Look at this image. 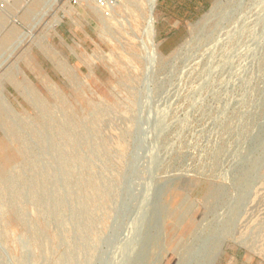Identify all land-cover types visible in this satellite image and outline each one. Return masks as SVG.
I'll return each mask as SVG.
<instances>
[{
  "label": "rangeland",
  "instance_id": "374dc122",
  "mask_svg": "<svg viewBox=\"0 0 264 264\" xmlns=\"http://www.w3.org/2000/svg\"><path fill=\"white\" fill-rule=\"evenodd\" d=\"M151 1L0 0V264H264V0Z\"/></svg>",
  "mask_w": 264,
  "mask_h": 264
},
{
  "label": "water",
  "instance_id": "95a60500",
  "mask_svg": "<svg viewBox=\"0 0 264 264\" xmlns=\"http://www.w3.org/2000/svg\"><path fill=\"white\" fill-rule=\"evenodd\" d=\"M218 254H219V251H217V253L215 254V256L213 257V259L211 260V262L209 264H213V261L215 260V258L217 257Z\"/></svg>",
  "mask_w": 264,
  "mask_h": 264
},
{
  "label": "bare ground",
  "instance_id": "6f19581e",
  "mask_svg": "<svg viewBox=\"0 0 264 264\" xmlns=\"http://www.w3.org/2000/svg\"><path fill=\"white\" fill-rule=\"evenodd\" d=\"M152 1H153V0H152ZM152 1H151V2H152ZM151 2H150V3H151Z\"/></svg>",
  "mask_w": 264,
  "mask_h": 264
}]
</instances>
